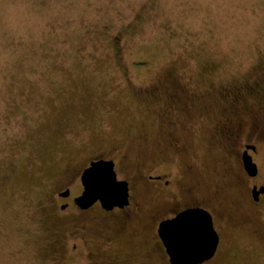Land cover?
Listing matches in <instances>:
<instances>
[{
    "label": "rangeland",
    "instance_id": "374dc122",
    "mask_svg": "<svg viewBox=\"0 0 264 264\" xmlns=\"http://www.w3.org/2000/svg\"><path fill=\"white\" fill-rule=\"evenodd\" d=\"M263 73L264 0H0V264H169L154 227L170 206L143 177L165 163L166 82L193 80L215 103ZM209 127L192 149L206 187L222 162ZM140 148L146 156L135 161ZM111 150L118 178L131 166L138 216L108 218L87 243L77 238L82 222L68 219L59 230L80 246L50 249L54 193ZM172 158L181 174L183 158ZM231 215L209 264H264V215L259 233L242 212Z\"/></svg>",
    "mask_w": 264,
    "mask_h": 264
},
{
    "label": "flooded vegetation",
    "instance_id": "af4514ba",
    "mask_svg": "<svg viewBox=\"0 0 264 264\" xmlns=\"http://www.w3.org/2000/svg\"><path fill=\"white\" fill-rule=\"evenodd\" d=\"M258 79L259 84H256L258 82L254 80L253 84L246 86L245 81V84L232 90L219 91L220 95L215 98V103L213 100L208 103L207 99H203L194 90L192 91V88L190 89L191 86L187 83L191 82L192 85L193 80L177 82L169 79L166 82L168 89L166 99L170 108L160 116L165 140L163 146L165 163H162V169H157L160 165L151 167L143 177L154 195L164 192V198L168 200L170 206L169 212L160 216L154 227V237L159 240L168 262L169 256L159 237L158 226L162 221L172 219L177 213L188 208H202L210 214L219 237L215 254L211 259L200 264L211 263L220 249L222 243L220 226L226 221L227 216H232L233 211L242 212L245 216L244 223L255 227L259 233L257 226L261 218L256 217L264 215V73ZM147 88L149 86L140 90L145 91ZM249 102L255 108L248 107ZM212 111L216 114L214 118L207 113ZM207 125L211 126L207 130L208 137L211 139L210 146L215 149L216 155L222 162L214 168L216 182L206 187L198 163L194 160L192 149H194L195 134ZM129 148L126 149L127 155ZM135 151L134 160L142 161L147 151L144 148ZM116 154L117 150H111L109 154L97 155L89 159L76 175V179L68 180L62 189L54 193L47 210L49 214L45 216L48 225L44 227L49 235H53L50 249L65 251L69 248L75 252L80 246L77 238L87 243L88 237L98 232V225L105 224L104 221L108 218L113 220L120 215L122 220L127 219L128 216L130 218L138 216L139 207L133 196L130 165L126 167L128 171L125 176L117 177V180L125 181L128 187L127 204L122 207L114 206L108 210L102 207L99 200L86 208H81L77 204V197L84 190L81 181L84 169L90 167L92 162L107 160L114 164L115 175H117L119 163ZM176 154L184 160L181 174L171 166L172 157ZM252 164L253 168L250 169L249 166ZM16 169V166L12 165L5 178L15 173ZM230 189H234L236 196L232 198L231 195L228 196L227 191ZM68 219L82 222L80 228L83 230V233L79 232L81 236L77 237L71 246L67 244V232L63 233L59 230L61 224L68 223ZM96 235H94L95 238ZM97 252L98 250L95 249L90 254L99 259L100 255Z\"/></svg>",
    "mask_w": 264,
    "mask_h": 264
},
{
    "label": "water",
    "instance_id": "95a60500",
    "mask_svg": "<svg viewBox=\"0 0 264 264\" xmlns=\"http://www.w3.org/2000/svg\"><path fill=\"white\" fill-rule=\"evenodd\" d=\"M253 168V164L249 166ZM84 190L77 204L86 208L99 200L106 210L128 203V187L117 180L111 161H95L82 173ZM158 234L171 264H200L211 259L217 250L218 234L212 217L202 208H188L172 219L162 221Z\"/></svg>",
    "mask_w": 264,
    "mask_h": 264
}]
</instances>
